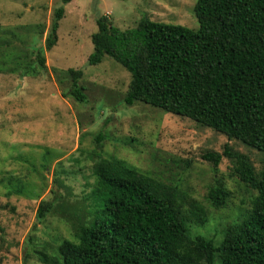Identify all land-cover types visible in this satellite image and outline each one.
<instances>
[{
    "label": "rangeland",
    "instance_id": "1",
    "mask_svg": "<svg viewBox=\"0 0 264 264\" xmlns=\"http://www.w3.org/2000/svg\"><path fill=\"white\" fill-rule=\"evenodd\" d=\"M194 3L70 0L63 4L57 41L44 53L46 68L38 70L36 51L61 0H0V264H45L42 252L55 256L61 240L74 239L78 223L92 217L94 164L101 159L120 160L199 200L208 221L191 233L215 242L251 208L255 192L234 174L224 146L244 154L256 172L264 170L263 153L148 103L126 104L129 71L107 55L87 62L99 15L121 29L142 17L196 28ZM71 68L82 70L84 101L69 92ZM207 152L222 154L216 169ZM219 183L229 196L216 208L206 195ZM53 198L39 220L38 204Z\"/></svg>",
    "mask_w": 264,
    "mask_h": 264
},
{
    "label": "trees",
    "instance_id": "2",
    "mask_svg": "<svg viewBox=\"0 0 264 264\" xmlns=\"http://www.w3.org/2000/svg\"><path fill=\"white\" fill-rule=\"evenodd\" d=\"M69 1L61 0L53 12L36 51L38 70L46 68L44 53L57 41L63 4ZM193 12L196 28L142 17L135 27L121 29L101 14L87 62L100 63L107 55L129 71L126 104L148 103L264 154V0H195ZM69 71V92L84 101L78 84L82 70ZM223 154L255 194L251 208L224 228L218 242L191 233L208 221L199 200L120 160L101 159L94 164L91 219L78 223L73 240L60 241L57 255L42 252L40 259L45 264H264V170L256 172L227 144ZM221 156L207 152L206 158L216 169ZM228 196L219 183L206 199L220 208ZM56 200L40 201L39 220Z\"/></svg>",
    "mask_w": 264,
    "mask_h": 264
}]
</instances>
